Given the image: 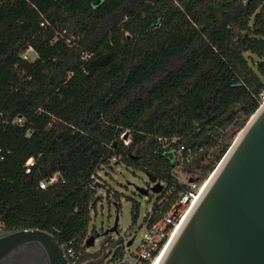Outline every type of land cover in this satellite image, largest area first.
Returning a JSON list of instances; mask_svg holds the SVG:
<instances>
[{
  "label": "trees",
  "instance_id": "16d2710c",
  "mask_svg": "<svg viewBox=\"0 0 264 264\" xmlns=\"http://www.w3.org/2000/svg\"><path fill=\"white\" fill-rule=\"evenodd\" d=\"M263 89L264 0H0V227L48 231L79 264L101 200L92 173L155 176L156 222L184 189L179 145L205 158L194 178L206 177Z\"/></svg>",
  "mask_w": 264,
  "mask_h": 264
},
{
  "label": "water",
  "instance_id": "95a60500",
  "mask_svg": "<svg viewBox=\"0 0 264 264\" xmlns=\"http://www.w3.org/2000/svg\"><path fill=\"white\" fill-rule=\"evenodd\" d=\"M126 137L124 133L122 138ZM146 176L150 188L135 191L142 196L159 193L163 184L151 174ZM116 232L118 213L103 235ZM98 236L88 233L85 247H92ZM27 244L37 245L47 264H72L54 235L37 228L1 234L0 260ZM158 264H264V103L212 170Z\"/></svg>",
  "mask_w": 264,
  "mask_h": 264
},
{
  "label": "built area",
  "instance_id": "2783aa9c",
  "mask_svg": "<svg viewBox=\"0 0 264 264\" xmlns=\"http://www.w3.org/2000/svg\"><path fill=\"white\" fill-rule=\"evenodd\" d=\"M43 24V23H41ZM29 50L35 52L32 47H28L25 51L21 53V57L25 60L32 61L33 59L28 56ZM36 53V52H35ZM88 53H84L83 57L87 58ZM36 57V56H35ZM264 103V89L260 95V104ZM17 123L22 122V118L18 117L15 120ZM174 140V139H173ZM194 158L191 150L186 149L184 145H179L178 148V164L175 165L173 173L178 182L184 185V189L178 191L177 201L175 203V208L170 213L164 214L158 221L150 222V215L152 212V202L147 194L142 196L145 201H149V205H146V212L142 215L141 219L132 224L133 226L130 237L119 238L122 235L119 230L116 233H109L101 244V247H105L108 253V264H152L154 259H156L163 248L168 244L172 237V233L175 231L176 227L181 223L189 209L198 199L200 193L205 187L211 172L204 178H194L190 172L181 170L185 163H190ZM33 164V158H29L26 165V173L30 171ZM217 165V164H216ZM216 167V166H215ZM104 168V167H102ZM98 169L91 174L92 187L96 189V195L102 196L104 198L113 195V191L105 185ZM60 178V173L55 172L50 177L43 179L39 182L40 188H45L47 185L58 181ZM98 190L102 193H98ZM109 191V192H108ZM99 202V201H98ZM141 204V203H139ZM144 204V203H142ZM94 210L91 211V216H93ZM141 229V235L137 242H135V232ZM132 241L129 243V241ZM87 250V248H86ZM68 257L73 253L72 248L68 247L65 249ZM72 264H76L75 261H71Z\"/></svg>",
  "mask_w": 264,
  "mask_h": 264
},
{
  "label": "rangeland",
  "instance_id": "374dc122",
  "mask_svg": "<svg viewBox=\"0 0 264 264\" xmlns=\"http://www.w3.org/2000/svg\"><path fill=\"white\" fill-rule=\"evenodd\" d=\"M27 54L32 59H34L36 56V53L32 50H29ZM230 129V134H232L230 142L232 143L241 128L236 129L231 126ZM205 161V158L201 154L192 159L190 164L195 169V172L191 173L192 177L200 174V167L205 163ZM99 172L105 185L110 188V191H117L118 193H122V195L118 202V210L116 209L113 202V200L116 199L113 195H110L106 198H104L102 195L101 200L96 204V207L93 209L94 215L92 216V220L88 226V233H91V231L94 229L95 233H98L99 236L95 240L94 245L85 250L83 260L79 264H108L107 249L104 246L101 247V244L109 234L103 235V232L112 226L116 213H118V230L122 234L118 237L125 238L132 236L133 233L131 234V231L133 226H131V201L127 197H132L141 203L138 209L139 219H141L142 215L146 212V205L150 204L149 201H145L142 195L135 191V187L149 189L152 185L144 172L139 170L132 171L121 163L113 164L111 168L104 167ZM98 193L102 192L98 190ZM150 200V202H152L153 199ZM134 234L136 236L134 242L135 244L141 235V229H138Z\"/></svg>",
  "mask_w": 264,
  "mask_h": 264
},
{
  "label": "flooded vegetation",
  "instance_id": "af4514ba",
  "mask_svg": "<svg viewBox=\"0 0 264 264\" xmlns=\"http://www.w3.org/2000/svg\"><path fill=\"white\" fill-rule=\"evenodd\" d=\"M0 227V235L9 231ZM0 264H47L42 250L35 244L23 245L0 260Z\"/></svg>",
  "mask_w": 264,
  "mask_h": 264
},
{
  "label": "bare ground",
  "instance_id": "6f19581e",
  "mask_svg": "<svg viewBox=\"0 0 264 264\" xmlns=\"http://www.w3.org/2000/svg\"><path fill=\"white\" fill-rule=\"evenodd\" d=\"M177 227H178V226H177ZM177 227H176V229H177ZM176 229H175V231H176ZM175 231L172 233L173 235H174ZM173 235H172V236H173ZM166 246H167V244H166ZM166 246L163 248V250L161 251V253L159 254V256H158L156 259H154V261L152 262V264H158V263H159V261H160L162 255H163V253H164V251H165Z\"/></svg>",
  "mask_w": 264,
  "mask_h": 264
}]
</instances>
